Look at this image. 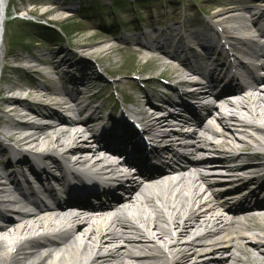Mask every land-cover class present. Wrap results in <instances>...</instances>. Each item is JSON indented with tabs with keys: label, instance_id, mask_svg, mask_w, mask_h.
I'll list each match as a JSON object with an SVG mask.
<instances>
[{
	"label": "bare ground",
	"instance_id": "bare-ground-1",
	"mask_svg": "<svg viewBox=\"0 0 264 264\" xmlns=\"http://www.w3.org/2000/svg\"><path fill=\"white\" fill-rule=\"evenodd\" d=\"M9 2L10 0H0V73L3 69L5 18ZM45 4L53 6L46 11V15L52 16L55 22L63 21L61 4L56 0H46ZM254 6L255 9L248 8L247 2L243 0L233 2L229 7L227 6L228 8L215 14L213 18L221 25L228 21L236 24L233 28L226 30L228 34H233L234 30L240 34L247 33L249 31L248 20L254 25L256 17L264 18V10L259 9L256 3ZM255 10L258 11L253 14ZM203 26L205 30L212 31L209 28L211 25L207 22L203 23ZM170 31L181 32V24L173 23L158 29L153 23L141 31V35L148 37L151 33L168 34ZM106 33V30L100 29L96 34L102 36L100 42H90L93 38L89 37L87 38L89 42L85 45L79 44L78 49L85 54L86 46L88 48L97 46L101 47L102 54L107 56L119 53L121 48L115 42H120V39L113 40ZM171 38L170 36L165 43L147 44L144 47L152 53L149 62L157 64V67L166 66L171 77L179 80L181 84H188L186 80L191 77V74H188L186 69H178L177 66H180L178 63L182 61V57L181 53L170 49L173 42ZM125 40V43L129 45L132 38H125ZM252 41L249 36H243L242 40H238L239 44L244 46L253 43ZM182 45L184 44L178 43L176 48L183 49ZM202 45L206 46L207 55L212 54L210 53L212 49L208 44ZM105 46L108 48H104ZM237 49L238 47H235L234 51L238 52ZM260 53L264 54V50L260 49ZM55 57L56 54L49 57L40 56L37 61L45 69L50 70V73H56L58 64L52 61ZM18 59L17 56L13 58L16 62ZM5 67L13 69L18 74L20 72L19 79L22 83L19 84L15 79L7 77L3 81L6 87H0V95L19 89L28 92V97L33 101L18 98L10 102L5 99L0 100V136L15 142L24 151H35L39 155L46 152L60 153L61 160L52 159L49 154L44 156L52 159L51 168L58 171H67L66 166L77 169L92 161L94 166H98L106 161L100 156L103 150L118 149L127 156L128 160L124 162L128 171L122 179H126L128 187L125 186L124 190L130 194L129 208L139 211V219L143 223L144 230L125 219L122 214L111 217V214L105 211L97 213L88 211L93 209L92 201L98 197L95 194L98 191L103 193L102 196L111 197L107 199L103 208L107 207V203L113 205L121 198L120 194L112 190L108 183H104L102 189H97L63 172V179L59 184L67 185L71 195L70 199L63 202L57 198L58 200L53 205L44 203L33 193H36V187L45 188V184L55 177L52 170L42 169L38 173L33 172L32 176L41 186L33 183L34 186L31 189L33 193L28 192L27 189L23 190L16 174H3L2 171L8 169L10 162L4 159L6 150L2 149L0 150V197L1 195L8 197L5 204L16 205L23 210V213H20L18 221H14L10 210L0 209V264H191L194 259L205 254L209 256L200 264H250V262L264 264V204L259 202L257 208L251 205V201L260 192H264V177L256 175L257 170L264 167V156L248 154V151L252 150L251 143L237 137L236 133L239 134L237 130L224 123V112H230L233 121H238V114L241 113L256 132H261L260 126H255L249 118H255L264 123V90L262 89L264 77L254 75V70H248L243 76L245 84L238 85L230 80L226 81L225 90L217 96L220 97V102H218L220 104L217 107L224 110L221 111L223 118L216 124L218 127L222 126L219 132L215 130L216 126L212 123V112L214 109L218 112V109L216 106H205L208 112L207 115L199 117V128L221 142L214 143L196 134L194 141L196 145L192 148L195 153H202L204 156L214 154L218 158L213 159L215 156L212 155L211 157L206 156L201 161L198 160L199 162L194 161L190 167L181 172L182 175L177 181L158 182L152 179L148 182L150 185L144 187V184L131 175L127 168L128 165L131 163L138 165L140 173H146L148 170L158 172L170 164L165 153H172L178 159L184 158L180 150H187L190 147L180 144L183 135L172 134L174 129L172 124L177 122L182 124L183 131L187 127H192V119L186 118L185 113L192 111L191 115L194 118L198 117L194 108L182 104L178 106L180 110L174 112L167 106L161 108L154 106L155 109H159L161 115L158 116L157 111L148 109L140 113L145 121V130L142 134L132 132L127 135L119 126L112 125L111 132L105 130L104 136L98 138L95 127L99 124L100 118L96 117L97 109L93 108L90 103L83 99L82 101L75 100L69 96L64 85L62 87L48 86L49 79L44 70L31 67L27 68V72L23 74L22 66L16 68L12 63L7 62ZM213 72L217 73L216 70ZM221 83L224 84V81ZM73 87L77 90L82 89L78 84ZM215 87L212 84L200 85L198 89L203 88L206 91H197L186 97L195 100L197 104L204 103L209 100V94L213 93ZM82 91H87V89H82ZM226 91L232 94L223 97ZM150 104L154 103L151 101ZM62 109L73 111L77 118L72 120L66 117ZM87 114L88 121L91 120V122L83 124L81 119ZM29 116L46 123L26 121L23 124L20 122L21 119ZM144 134L153 136V147L155 145L157 149L152 148L150 155L156 163L149 164L150 155L148 157L145 155L144 145L146 143L142 137ZM172 137H175L177 141L173 142ZM246 138L254 144H261L251 136ZM113 144L118 148L113 149ZM233 152L234 154L231 155ZM253 157L262 161L249 162ZM170 162L173 161L170 160ZM25 163L24 158L16 165L23 166ZM110 163L112 173L117 165L112 164L116 163L113 160ZM202 163L207 165L204 170L210 171L209 174L227 169V175H229L227 179L223 177L213 179L218 181L214 182L215 185L218 184L217 189L225 188L221 181L230 182L237 177V174L250 173L255 189L246 195L237 209L242 208L248 211L251 207H255L257 210H253L256 213L247 214L245 223L236 219V215L232 214L234 213L233 208L228 210L226 207L233 202V196H226V200L222 202L220 195L223 194L214 192L213 183L208 176L198 172V166ZM242 165H247L248 168H240ZM192 172L195 174L192 175ZM56 181L59 182L61 179L57 178ZM88 181L92 182L90 179ZM3 182H9V185ZM154 188L159 190L160 194L148 195V190ZM49 190L46 189V191ZM72 201L83 202L85 207H66L67 204H73ZM72 209H79L78 213L66 214V211ZM149 211L150 214H147ZM198 231L200 235L194 240L182 243L184 239ZM248 232L252 233V240L248 238ZM158 242H162L164 248ZM10 247H12L11 250ZM198 248L205 249L206 253L202 254ZM251 249L258 255H252ZM234 251L247 257V260L236 257ZM222 253L229 255L220 259L219 255Z\"/></svg>",
	"mask_w": 264,
	"mask_h": 264
},
{
	"label": "rangeland",
	"instance_id": "rangeland-1",
	"mask_svg": "<svg viewBox=\"0 0 264 264\" xmlns=\"http://www.w3.org/2000/svg\"><path fill=\"white\" fill-rule=\"evenodd\" d=\"M44 1L45 0H11L10 4H9V8H8V12L12 15H14V11H22L24 13H28L31 11H34L37 16H42L43 13L46 11V7L42 6L44 5ZM59 2V0H57ZM67 0H60V2L65 3ZM191 1V0H188ZM199 1V0H198ZM205 1V3L203 4V7H205L209 13H213L218 11V8L214 7V4L207 0H203ZM229 1H235V0H227V2ZM262 2H264V0H261ZM91 2L89 0H87L86 2L81 4V8L80 10H78V4L75 3H71V7H73V10H69L71 13H67L64 12L62 13L63 15V20H66L67 18H69V16H73V22H70L69 26H70V30H69V37H71L72 41H68L66 39V36L62 34L61 37H58L56 40L54 41H58L60 43L58 44H53L55 46L50 47L52 49H49L48 47H46V44H48L47 42L50 40V35H52V33H47V31H44L42 33H35L32 32L30 34L29 31H26L24 29H22L21 27H19L20 25H17V23H13L12 25H7L6 27V35H5V47H4V52H13V54H8L7 55V61L12 63L14 66L19 67L21 65H26V66H38V63L35 62V58L36 57H40V56H51L55 53H57L55 61L52 60L53 62H59V60L61 59V57H58V55L62 54L63 51L67 52L65 54H67V57L69 59L74 58V54L72 52H74L73 50H75V48H71V45H75V44H87L89 41H87V38L91 37L93 38L90 42L93 43H98L101 41L102 36H98L95 34V32L93 31H84V26L77 23V21H82L84 23H90V24H102V21H104L107 25L109 26H114V28H116L117 34L120 36H125V33H129L127 30H123L120 31L119 30V25L118 23H116L112 13H111V9L107 8V7H103V9H100L98 6H94L92 4H90ZM31 4H36L35 8L31 7ZM30 6V7H29ZM69 6V5H68ZM190 7V6H189ZM177 8L173 11H171L170 13L172 15L174 14H178V13H185L187 11H189L188 13L190 14L191 11H193V9L195 11H198L195 8ZM193 7V6H192ZM202 7V8H203ZM162 9V7L158 6V10ZM174 9V8H173ZM220 10V9H219ZM131 11H133L131 9ZM155 17H157V20L159 18H162V16H159L158 14L155 15ZM145 18L149 19L150 15H146ZM204 19L208 20L210 19V14L208 15H204ZM47 21H52L53 17L52 16H47ZM130 20L128 19H124V20H120V23L123 24L124 22H130ZM132 21H135L134 19H132ZM60 25V24H59ZM53 24L50 25V27L53 28ZM67 27V20L65 22H63V25ZM49 27V26H48ZM30 34V36H28ZM129 35V34H128ZM126 35V36H128ZM134 36V35H131ZM53 41V40H52ZM54 43V42H52ZM71 44V45H70ZM58 45V46H57ZM68 45H70V49L68 48ZM121 52L119 53H115V54H110V55H106V54H102V48L101 47H97L94 46L92 48H88L87 46L85 47V51L86 53L84 54V59L80 60L78 62L79 67L77 69H81L83 66H92L95 61H98L102 64L103 69H105L110 75H113L114 78H116V83H118L117 87L119 88V95H121L120 93H123V95L127 96L129 95V97L133 96L135 99H137V102L134 101L135 103L131 106L132 108H139V107H143V105L145 104L146 100L148 98L152 97V101L154 103H157L156 105H164L167 101V98H165L166 95H171V99L175 102H178V99L176 97L177 94H174L173 92L169 91L168 94L164 93V90L161 89L159 91L158 94H165L162 98H160L159 96H155V94H141L138 95L135 91L136 89V85H129L132 84L130 83L132 80L131 77L136 76L142 80H147L148 78H153V77H159L160 75H166L165 71L166 68H164L163 66H159L157 67L154 63H149L148 62V57L149 54H147V52H143L142 54L137 53V48L135 46H121ZM104 48H108L107 46H105ZM72 51V52H70ZM19 57L18 61H14L13 57ZM68 62V60H66ZM25 62V63H24ZM148 62V63H147ZM60 72V71H58ZM85 77L89 76V72L88 70L84 72ZM74 76V75H72ZM76 78H78L77 76H74ZM80 77V76H79ZM167 77V76H166ZM50 78L53 80V82L55 81V83H57V86H61L62 82L59 81V78H61L60 76L57 75H52L50 76ZM101 81H103L105 84L107 83H111L105 75H100ZM68 78H66L65 80H67ZM121 79V80H120ZM145 80V81H146ZM157 80L156 78H154V83L155 85H159V87H162L165 83L162 81H155ZM173 80V79H172ZM152 81V80H150ZM148 81H146V85H138L137 87H139L140 89L144 88H149L151 89L152 87V83L148 84ZM93 83V82H92ZM52 84V83H51ZM148 84V85H147ZM112 86L111 90L114 89V85L111 83ZM5 85H1V87H4ZM87 87H89L91 89V92H89L86 96L87 98L89 97L90 100L95 101V99H97L96 93L98 92L96 85L94 86L93 84L91 85H87ZM134 88V91H132ZM111 90H109V92L111 93ZM152 91V90H151ZM126 93V94H125ZM149 95V96H148ZM94 97V98H92ZM96 97V98H95ZM92 98V99H91ZM120 99V96H119ZM101 112H103L101 114ZM107 114V110H99L98 115L99 116H105ZM102 122V121H101ZM100 122V123H101ZM227 122H230L229 120H227ZM99 123V124H100ZM234 123V122H232ZM201 253H206L205 249H199ZM209 255H201L200 257L196 258L193 260V262H197V264L202 263L204 260H206L205 258L208 257ZM244 260H246L245 258H243Z\"/></svg>",
	"mask_w": 264,
	"mask_h": 264
}]
</instances>
